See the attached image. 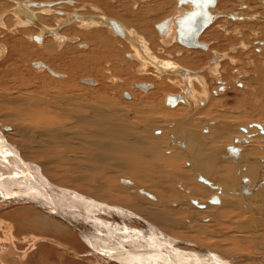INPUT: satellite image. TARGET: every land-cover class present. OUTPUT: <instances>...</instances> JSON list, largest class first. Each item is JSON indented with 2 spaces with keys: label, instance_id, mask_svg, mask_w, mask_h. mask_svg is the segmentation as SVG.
Here are the masks:
<instances>
[{
  "label": "bare ground",
  "instance_id": "bare-ground-1",
  "mask_svg": "<svg viewBox=\"0 0 264 264\" xmlns=\"http://www.w3.org/2000/svg\"><path fill=\"white\" fill-rule=\"evenodd\" d=\"M8 1L14 5L0 7L5 10L0 15V27L10 29L3 13L12 11L16 26L39 29L35 33L38 36H27L37 44L44 40V53L59 56L68 41L87 48L88 43L79 44L76 36L65 35L63 30L70 26L81 32L104 27L129 43L128 58L137 61L141 75L146 70L152 77L132 83L124 79L126 68L113 69V59L120 52L113 49L111 54L108 42L102 47L112 60L110 69L104 71L103 82L107 83L103 92H77L76 82H65V75L39 60L32 66L55 77V84L47 82L42 93L36 89L31 93L20 70L9 68L0 73V124L4 123L0 125V211L7 208L0 214V264H28L36 249H43L42 259L47 257L41 264H54L50 261L53 254L45 256L47 246L42 243L62 249V259L72 254V259L67 257L70 264H76L78 248L88 255L89 264H264V164L259 162L263 151L256 145L262 139L253 135L258 127L264 136V95H260V90L264 92V63L256 67L253 52L244 40L239 47L231 45L222 50V43L235 33L243 38L246 33L226 29L235 25L227 20L213 24L215 4L209 9L212 20L196 38L199 46L189 47L179 42L175 21L190 12L191 5L179 6L178 0H158L164 3L161 5L153 0H130L133 10L139 11L136 14H148V19L158 11L172 13L155 23L161 42L167 49L176 44L187 49H173L176 59L161 47L167 55L162 58L153 52L150 38L142 34L145 29L140 34L103 11H95L97 15L82 13L83 9L76 10L74 0ZM256 1L264 4V0ZM67 5L76 12L69 14ZM251 5L254 7L248 6L245 14L257 11V7L263 9L256 2ZM56 6L60 11L51 17V8ZM167 19L164 30L159 26ZM52 20L60 21L64 28L50 27L47 21ZM212 24L213 29L209 28ZM47 36H52L51 41ZM195 49L206 53L207 62L192 69L187 66L188 58L181 55ZM238 49L244 54L236 61ZM226 51L230 54L225 55ZM257 51L260 54V49ZM3 56L0 52V60ZM120 61L119 66L125 64L124 56ZM226 64L232 69L227 67L225 73H235L229 78H240L232 85L238 91L237 102L244 103L230 112H223L232 108L223 102L226 93L221 85L226 82L220 80ZM236 65L242 69H236ZM204 68L215 74L219 88L216 85L211 91ZM160 69L165 70L160 71L165 77L158 74ZM251 69L258 74L251 75ZM81 83L101 85L91 78L81 79ZM119 84L126 86L132 97L123 94V89L121 93ZM161 85L160 95L155 90ZM175 87L181 91L172 93ZM240 91H246L249 97L238 99ZM25 170L44 181L47 188L34 185L35 180ZM243 185L253 189L250 196Z\"/></svg>",
  "mask_w": 264,
  "mask_h": 264
},
{
  "label": "rangeland",
  "instance_id": "rangeland-1",
  "mask_svg": "<svg viewBox=\"0 0 264 264\" xmlns=\"http://www.w3.org/2000/svg\"><path fill=\"white\" fill-rule=\"evenodd\" d=\"M35 1L43 2L44 0H35ZM74 1H76V10L83 9L82 13H86L87 15L88 14L89 15H92V14L93 15H97L98 13L95 12V11L99 10V11L105 12L110 17H114L115 16L114 18H118L119 20L123 21L127 25L130 24L129 26L135 28L140 34H141V31L143 32L144 29H145L146 30V31H144L145 33L143 32L142 34L146 35L148 39L150 38L151 46L153 47L152 50H153V52L155 51V53L158 54L159 57H162V58L167 57L166 52H163L164 50L160 49L161 47L164 48L166 51H168L170 53L169 54L170 56L176 57V59H178V56L176 55V52H174V50H178L179 48H182V49H185V50L187 49V48H184V47L180 46L179 44H176L174 47H169L168 48L169 50H168L163 45V43L161 42V37L159 35L160 32L156 28L155 23H158V22L162 21L164 19V17L166 18L168 15L170 16L172 14V13L169 14V13L165 12V10L162 11V12H159V11L155 12L154 14H152L154 16L151 17L150 19H148L147 18V17H149L148 14H145V16L136 14L139 11L133 10L130 0H127V1L126 0H111V1L110 0H74ZM137 1H139V0H137ZM153 1H154V3L156 5L164 4V3H160L158 0H153ZM160 1H163V0H160ZM252 1H253V3L256 2L258 6H261L264 9V7H263L264 4H260L256 0H220L219 3L216 6V10L215 11H216V13L217 12H221L219 16H221L222 14L223 15L221 17H218L216 22H220L222 20H227V21L233 22V23H235V25H233V26H231L229 28L226 27V29L233 30V31H238V32H242V33H246L244 38H243V36L239 35L238 33H235L233 38L227 40V43L222 41L223 42L222 44L224 45V46L222 45V50H228L231 45H236L237 47H239V46H241L240 42L244 40L245 43L250 48L249 52L250 53L253 52L252 62L256 63V67L259 68V66L264 63L263 62L264 61V44H263L264 43V28H263V32L262 33H260V30H259L260 27H262V26L264 27V10L263 9L261 10V8L257 7L256 8L257 11H255V12L252 11V13H250V14H248V13L245 14L244 12L247 10L248 6H253L254 7V5H251ZM140 2L141 1H139V3ZM141 3H143V2H141ZM166 3L168 4L169 2L167 1ZM1 4L3 5V7H2ZM7 4L9 5L8 7H7ZM4 5L7 8H10V7L12 8L14 3L10 2L8 0H0V7L7 9L6 7H4ZM169 5H170V7L172 6V4H169ZM68 6H70V5H67V7ZM145 6L143 5L142 7L145 9V11H147ZM57 7L51 8V11H52V13H50L51 17L56 15L55 11L58 10ZM71 7H72V5L70 6V8L68 7L70 10H67V11H71L69 14L76 12V10L71 8ZM89 7H92L93 10L90 9ZM225 8H227V9H225ZM1 10H0V15H1L2 12L5 11L4 9L2 11ZM34 11L39 12L38 9H34ZM165 13H167V14H165ZM3 14H4L5 21L7 22V19H8V22L10 21L8 23V26H10V29H9V27H8V29L0 27V43H1L0 47L4 46L3 47L4 50L0 49V52H2V53L4 52V56L2 57V60H0V73L5 72V70L9 71L11 68L13 70H20L19 73L23 74L24 78L26 76L25 79L27 80V82L25 81V85H28V87L31 88L30 89L32 91L31 93H33L34 89H36L38 92L42 93V91H41L42 87L45 84H47V82L55 84L54 80H53V79H55V77H53L50 73L48 74L47 72L46 73L39 72L37 69H35L32 66V64L36 63L37 60H39L38 62L46 63L57 74L65 75L66 76L65 79L67 80L65 82H69L70 81L72 84L74 82H76V89H77L76 91L77 92L78 91L79 92L80 91L83 92L85 89H87V90L89 89L90 91H93V90L96 91L97 90L99 92H103V89L106 88L105 86H106V83H107L106 81L103 82L105 80L104 79V75H106V72H104V71L107 70V69H110L109 61L112 60V55H110V53L111 54L113 53V51H112L113 49L116 50L118 53L120 52L119 53L120 56L115 58L116 60L113 59V64H114L113 69L117 71L120 68H126L127 71H126V73L123 76L124 79L127 78L126 80H130L131 83H132L134 81H138L139 82V81H141V79L144 80L147 77H152L151 75H148V73H150V72L147 71V73H146V70L143 71L144 73H142L143 75H141V73L138 72L137 61L135 62V60H131V59L128 58V55H126V54H129L131 52L130 51V47L128 48V46H130L129 43L125 39H122V38L120 39V37L114 35L111 31L107 30L106 28L103 29L104 27L103 28L101 27V28L83 29L84 31H82V32H81L82 29L75 28L76 26H70V28L68 27L69 29L66 28L67 32L64 29L63 32H65V35H67V37H75L76 36V38L79 41L78 42L79 44H80V42L81 43L83 42L85 44L88 43L89 45L86 44L87 48L86 49H81V48L78 47V44L71 43V42L68 41L69 43L65 42L62 45V47L60 48L59 56H54L53 57L48 52L44 53V48L42 47L43 44H44V40L41 42V44H37L33 39H29V37H28L29 35L30 36L32 34H34L35 36L39 35V34H35V33H37L39 31V29L37 27L32 26V25H29L28 28L24 27L23 25L22 26L19 25L20 27L16 26L15 18L12 19V17H13L12 11H9L8 13H6V14L3 13ZM155 14H158V15H155ZM141 19H142V21H141ZM2 20H3V15H2V19L0 21L2 22ZM48 21H50V18L48 19ZM48 21H47V24L50 23V27H53V28H56V29L64 28L63 24H61L60 21H56V22H53V20L51 22H48ZM88 21H89V19H88ZM256 22L258 24H260V25H254V26L251 25V26H248V27H245L243 25V24H253V23H256ZM13 25L15 26V28H14ZM11 26H13V27H11ZM213 27H214V25L212 27H210V28L213 29ZM242 27H244V28H242ZM236 28L237 29L239 28V29L237 30ZM212 29H210V30H212ZM219 30H220L219 32H221L222 29L219 28ZM253 30L255 32L257 31L258 33H260V35L257 32H256V34H257L256 35L253 32ZM150 31L152 33H150ZM209 31H207L206 33H209ZM63 32H61V33L63 34ZM98 32L100 34H98ZM83 33H85V34H83ZM94 33H95V35H94ZM27 34H28V36H27ZM78 34H79V36L77 37ZM96 35H98V36H96ZM248 35H249V37H248ZM259 36H260V38H259ZM261 36H262V38H261ZM256 37H258V38H256ZM96 38H97V40H98V38H101V39H99L98 41L97 40L96 41H92L93 39L95 40ZM207 38H208V36L205 37V39H207ZM47 39L48 40L52 39V36L48 37ZM89 39H91V40L89 41ZM104 39H106V40H104ZM69 40H70V38H69ZM248 40L251 41V42H249ZM91 41H92V43H90ZM155 41H158V42H155ZM207 41H208V39H207ZM207 41H205V42H207ZM48 43L50 44V42H48ZM228 43H230V45ZM49 44L46 45V48L49 47ZM211 44H212V41H211ZM213 44H215V43H213ZM249 44H250V46H249ZM106 45L110 47L109 48L110 53L109 52H105V50H103L104 48L102 46H106ZM100 47H102V48H100ZM115 47L118 48V49H115ZM120 48H122L123 51ZM257 49H260V54L257 53V52H259V51H257ZM159 51L163 52V53L159 54L160 53ZM209 52H210V55L213 53V50H211L210 47H209ZM237 52H239V53L237 55H235V57H236L235 60L239 61L240 57L244 54L243 53L244 51H242V49H238ZM254 53L256 55H254ZM229 54L230 53H228L227 51L225 52V55H229ZM161 55H163V56H161ZM233 55L234 54H231V56H233ZM22 56H23V58H22ZM47 56H49L50 58L47 57ZM123 56H124V59L126 61L125 62L126 65L124 64L122 66H119V64L121 62L120 60L123 58ZM181 56L182 57H186L185 60L188 58L187 59L188 60L187 61L188 64L186 62L184 64H187V66L190 65L189 67L192 68V69L201 68V64L205 65L206 62H207L206 53L201 52V50H199V49H195V50L190 51V52L189 51H185ZM181 56L179 58H181ZM258 56H259V58H258ZM225 58H227V57H225ZM243 58L245 60V56ZM244 60H243V64H244ZM131 61H133V62L131 63ZM225 61H228V60L226 59ZM198 63H199V65H198ZM129 64L131 65V67H130ZM203 65H202V67H203ZM128 66H129V68H128ZM227 67H229V66H227V64H226L224 66L225 69H223V72H222L223 75H221L220 80L226 82L225 85H221L223 87V90H222L223 93H226L225 94L226 97H224L223 102L224 103L227 102L226 104L229 105L232 109H227V110H224L223 112L234 111L235 109H233V108H237L239 106H243L244 105V103H243V105H241L240 103L237 102V98L236 97L238 96V91H237V89H235L233 87V85H235L236 82L238 81V79H240V78L239 77L232 78V79L229 78L230 76H235L234 75L235 73H233L232 75H230L229 72L225 73V70H226ZM235 68L236 69H240V68L242 69V66L240 67V65H236ZM231 69H232V67H229L230 71H231ZM204 70H205L204 75L206 76V80L209 82V85L211 87L210 88L211 91L216 89V85L219 88L220 87L219 80H216V78L213 77L215 74L208 73L205 68H204ZM204 70H203V72H204ZM160 71L165 72V70L160 69L159 72H158V74L161 75V77H165L163 73L160 74ZM241 71H243V70H240V73H241ZM250 71L253 72V73H251V75L254 74L253 76L258 74V71L254 72L252 69ZM173 72L174 71H170L169 73L172 74ZM14 73H12L13 76H11L13 79H15ZM224 75L226 77L227 76L228 77L225 78ZM49 76L50 77L52 76V77L50 78ZM130 76H131V78H130ZM133 77L135 78V80H133L134 79ZM87 78H91L93 80H96L98 83L101 82V85L99 84L97 87H91V86H86V85L82 84L81 83V79H87ZM56 79H59V78H56ZM130 81H128V82L130 83ZM152 81L155 82V83H159V81L155 80V78H152ZM43 82H45V83H43ZM27 83H29V84H27ZM29 85H32V86H29ZM102 85H104V88H103ZM121 86L122 85L119 84V86H117V89H119L120 92L123 89L122 92L125 91L123 94H128L129 92L126 89V86H125V88L121 87ZM159 86L156 88L158 90H155V92L156 93L159 92V94L161 95V94H163V91H161V90H163V88H162L163 85H161V87H159ZM232 87H233V89H232ZM174 89H173L172 93H174V92L178 93V92L181 91L177 87H175ZM260 92L262 93V94L260 93V95H264L263 94L264 92L262 90H260ZM34 93H36V92H34ZM112 95H114V93H112ZM129 95H131V94L129 93ZM239 95H242V96L240 98H238V99H243V97H244V99H247L249 97V93H247L246 91H244V94H243L242 91H240ZM121 97H122V99H124L123 95H121ZM131 97H132V95H131ZM237 111L240 112L239 110H237ZM258 118H261V117L258 116ZM2 124L4 125V123H2ZM2 124H0V125H2ZM5 126H7V125H5ZM10 127H12V126H10ZM253 135H254L255 138L256 137H258V138L260 137L259 139H262V140H259V142H258L260 144L257 143L256 145L258 146L257 148H260L263 151V152L261 151L263 153V154H261V156L263 158L259 159V162H263L261 164H264V140H263L264 136L258 130V127L254 128ZM244 140L248 141L247 137H245ZM262 171H263V174H264V166H262ZM261 181H264V179H262ZM48 182H50V181H48ZM257 185H258L257 187H259V184H257ZM124 187H126V186H124ZM67 189H69L71 192H75L76 193V191L74 189H72V188H67ZM25 193H26V195L28 194L27 192H25ZM6 209H3V210L1 209L0 214L2 212H4ZM42 244L47 246V253L45 254V256H49V254H48L49 252H51L53 254L52 255L53 257L49 256V257L52 258V260H50L52 263H54V264H62L61 261L63 260V261L66 262L65 264H70L68 262V258L69 257L71 258L72 254L67 256L68 258L65 257V258L62 259V257H61L62 256V251H63L62 249L53 247V246H51L50 244H47V243H42ZM18 247L20 249L27 248L26 245H18ZM41 251H43V249H36L35 251H33L31 258L28 261V264H34V263L35 264H41L40 262H42V260H46L47 257H45V259L41 258L42 257L41 256V253H42ZM76 253L78 255V256H76V264H89V262L87 261V259H88L87 256L88 255L85 256V253H83V251L80 250L79 248L76 251ZM56 255H58V256H56Z\"/></svg>",
  "mask_w": 264,
  "mask_h": 264
},
{
  "label": "water",
  "instance_id": "water-1",
  "mask_svg": "<svg viewBox=\"0 0 264 264\" xmlns=\"http://www.w3.org/2000/svg\"><path fill=\"white\" fill-rule=\"evenodd\" d=\"M191 5L192 10L190 12L184 13L181 17L176 19V30L179 34V42L183 45H187L189 47H198L197 36L201 31L207 26L212 20V15L209 11L210 8L214 7L216 4V0H178V5ZM169 24V19L165 20L159 27H163L164 30L167 29ZM193 32V35L189 36L188 33ZM186 34V36H184ZM187 37H190L189 40H186ZM23 166V165H22ZM25 173L35 180V184L39 187L47 188L44 184V181L38 180L34 175L31 174L30 171L25 170ZM17 178V177H16ZM13 195V193H11ZM47 196V193H45ZM45 195H42L44 198ZM108 254V253H107Z\"/></svg>",
  "mask_w": 264,
  "mask_h": 264
},
{
  "label": "flooded vegetation",
  "instance_id": "flooded-vegetation-1",
  "mask_svg": "<svg viewBox=\"0 0 264 264\" xmlns=\"http://www.w3.org/2000/svg\"><path fill=\"white\" fill-rule=\"evenodd\" d=\"M60 1H62V0H60ZM63 1L66 2V1H69V0H63ZM34 2H37V1L34 0ZM43 2H44V3H48L47 0H44ZM53 2H59V1H56V0H55V1H53ZM217 3H218V2H217ZM217 3H216V6H217ZM61 5H64V4H61ZM58 6H60V5H58ZM216 6H215V8L213 9V13H214L213 24L217 21L218 17H221V16L223 15V14H222L221 16H219L221 12H217V13H216V11H215V10H216ZM56 7H57V6H56ZM53 8H54V7H53ZM58 11H60V10H58ZM213 24H212V25H213ZM212 25H211V26H212ZM211 26H210V27H211ZM210 27H209V28H210ZM209 28H207V29H209ZM207 29H206V30H207ZM206 30H205V31H206ZM205 31H204V32H205ZM204 32H203V33H204ZM201 44H205V43H202V42H201ZM180 98H182V97H180ZM182 99H183V98H182ZM182 99H181V100H182ZM230 148H233V149H235V150L238 149L237 147H230ZM229 150H230V149H229ZM233 151H234V150H233ZM243 186H244V189L246 190V195H247V196H250V191L252 192L253 189H252V190H251V188L248 189L249 186H247V185H243ZM245 186H246V187H245ZM263 186H264V185H263Z\"/></svg>",
  "mask_w": 264,
  "mask_h": 264
}]
</instances>
